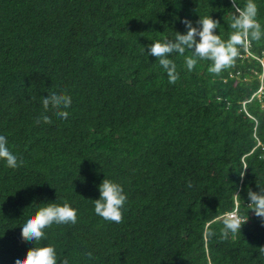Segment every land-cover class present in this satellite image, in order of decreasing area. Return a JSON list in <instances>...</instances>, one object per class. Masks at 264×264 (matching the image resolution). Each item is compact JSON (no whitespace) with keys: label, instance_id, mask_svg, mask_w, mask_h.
Returning <instances> with one entry per match:
<instances>
[{"label":"trees","instance_id":"1","mask_svg":"<svg viewBox=\"0 0 264 264\" xmlns=\"http://www.w3.org/2000/svg\"><path fill=\"white\" fill-rule=\"evenodd\" d=\"M233 11L232 0H0V134L20 161L0 159V264L34 246L19 224L55 200L78 220L38 243L69 264H264V221L246 205L264 185V39L219 74L173 53L175 83L147 52L199 14L227 39ZM52 90L72 96L67 119L43 105ZM106 175L127 193L119 223L94 211ZM234 211L249 219L225 238Z\"/></svg>","mask_w":264,"mask_h":264},{"label":"clouds","instance_id":"2","mask_svg":"<svg viewBox=\"0 0 264 264\" xmlns=\"http://www.w3.org/2000/svg\"><path fill=\"white\" fill-rule=\"evenodd\" d=\"M264 0H245L241 5L240 0H232L231 16L225 20L231 29L228 38H222V23L219 18L211 14L201 16L194 22L188 17L183 18L186 31H175L174 37L156 39L148 46L149 55L157 57L159 64L166 71L169 82L175 83L180 76L177 64L171 58L173 53L184 56V64L188 71H192L199 60L211 61L208 71L219 74L224 69L233 66L241 50H247L252 41L264 39V24L259 19V4ZM219 29V31H217ZM186 52L191 54L185 55ZM73 102L72 96L66 92L52 90L43 95L42 103L45 107L52 106L56 114L62 119L69 116L68 109ZM43 119L50 120V113H43ZM0 159H3L8 167L18 166L19 157L10 144L7 135L0 134ZM247 167L245 166L244 169ZM243 177L244 171L240 172ZM86 180V178H83ZM259 184V183H258ZM100 196L94 200L95 213L105 220L119 223L123 218L124 205L127 201V193L123 185L106 177L99 184ZM249 203L246 205L254 210L255 215L264 221V185L259 184V190H248ZM56 201V200H55ZM55 201L40 202L35 214L27 217L19 224L21 235L26 240L34 242V246L27 250L26 255L17 254L15 264H69V260H60L56 247L51 244H39L47 239L46 229L53 224H75L78 220V209L71 204L56 203ZM247 218L236 212L225 213L223 217L224 236L229 233L236 234L248 221ZM2 236V235H0ZM264 253V246L259 248ZM89 256L92 253H88Z\"/></svg>","mask_w":264,"mask_h":264},{"label":"built area","instance_id":"3","mask_svg":"<svg viewBox=\"0 0 264 264\" xmlns=\"http://www.w3.org/2000/svg\"><path fill=\"white\" fill-rule=\"evenodd\" d=\"M259 90H260V91H259V95H262L263 92H264V85H263Z\"/></svg>","mask_w":264,"mask_h":264},{"label":"bare ground","instance_id":"4","mask_svg":"<svg viewBox=\"0 0 264 264\" xmlns=\"http://www.w3.org/2000/svg\"><path fill=\"white\" fill-rule=\"evenodd\" d=\"M239 141V140H238ZM256 144V143H255ZM259 169V168H258ZM124 184V183H123ZM133 184V183H132ZM131 184V185H132ZM252 211V210H251ZM252 215V214H251ZM248 227V226H247ZM245 229V228H244ZM255 231H256V229H255ZM242 232V231H241ZM260 232V231H259ZM239 236V235H238ZM249 237V236H248ZM263 242V241H262ZM221 246V245H220ZM229 248V247H228ZM215 252V251H214ZM230 254V253H229ZM233 256V255H232ZM211 257V256H210Z\"/></svg>","mask_w":264,"mask_h":264},{"label":"rangeland","instance_id":"5","mask_svg":"<svg viewBox=\"0 0 264 264\" xmlns=\"http://www.w3.org/2000/svg\"><path fill=\"white\" fill-rule=\"evenodd\" d=\"M263 75V74H262ZM234 212H236V211H234Z\"/></svg>","mask_w":264,"mask_h":264}]
</instances>
